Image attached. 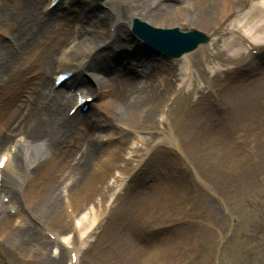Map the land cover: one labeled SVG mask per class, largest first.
I'll use <instances>...</instances> for the list:
<instances>
[{"label":"rangeland","instance_id":"1","mask_svg":"<svg viewBox=\"0 0 264 264\" xmlns=\"http://www.w3.org/2000/svg\"><path fill=\"white\" fill-rule=\"evenodd\" d=\"M38 1L42 15L51 12L47 10L49 0ZM224 1L227 6L217 10L209 24H193L186 17L160 22L159 29L196 30L209 37L207 44L176 60L173 66L142 43L143 48L137 45L121 58L114 56L112 49L96 48L108 57L111 55V65L122 68L119 73L139 80L142 93H151L150 101L156 98L163 102L158 103L159 111L153 118H147L144 109L142 116L133 119L122 132L120 125L106 116L102 108L104 97L85 98L95 111H102L92 114L90 107H86L78 110L76 116L85 121L80 132L84 131L83 135L96 146L97 164L103 171L97 175L93 198L77 199L75 223L82 221L86 228L77 232L62 230L67 226L61 201L63 216L49 231L44 232L38 223L27 218L15 184L30 180L27 171L37 163L30 165L29 158L40 155V151L34 147L28 151H8L19 138L13 140L3 130L7 140L0 157L10 160V165L5 177L0 178V199L4 205L11 196L18 199L21 214L8 211L10 221L21 215L26 227L34 229L49 247L43 253L40 240V246L31 244L27 252L18 254L6 246L0 235V264H264V0ZM57 3L49 8H54L50 17L58 27L52 38L63 34L71 40L62 48L64 52L77 53V46L84 52L87 46L94 45L83 38L106 37L116 31L111 21L98 20L110 11L106 0ZM164 4L172 6L176 2L166 0ZM190 6L183 7L187 11ZM237 13L244 15L243 31L251 33L249 39L256 42L246 44L237 33L234 41L237 46L242 44L245 52L242 58L230 62L223 51V42L227 41L218 39L217 25L222 17L232 22ZM9 37L1 28L0 44L8 43ZM206 47L209 50L204 53ZM36 54L40 57L41 50ZM185 60L190 63L189 69L178 76ZM38 62L31 57L22 59L13 71L19 81L0 82V105H10L8 101L16 95L18 106L31 103L32 92L43 78L47 88L52 87L55 75L42 76ZM142 63L154 67V72L145 70ZM169 82L174 86L168 87ZM259 82L263 84L262 90L252 94L251 89ZM75 87L85 96L93 95L96 88L86 73H79L54 89L68 99ZM73 102L72 98L69 109ZM120 129V135L100 140L102 135H112ZM135 139L140 148L131 150ZM78 141L74 151L77 159L86 150ZM62 149L63 156L68 157L69 148L63 145ZM137 164L139 167L134 169ZM42 165L44 177L50 174L49 182L57 193L65 192L64 186H57L60 177L48 170L49 164ZM5 185L10 194L4 192ZM12 229L20 235L24 233L16 226ZM54 239L64 244L55 245Z\"/></svg>","mask_w":264,"mask_h":264},{"label":"bare ground","instance_id":"2","mask_svg":"<svg viewBox=\"0 0 264 264\" xmlns=\"http://www.w3.org/2000/svg\"><path fill=\"white\" fill-rule=\"evenodd\" d=\"M56 1L58 2L57 4L62 3V0H49L47 10L51 12L47 13L44 11L46 13L42 15L40 13L41 4L38 0H0V29H5L10 36L8 43L0 44V82L1 84L3 82L5 84L7 82L13 83L17 79V73L13 72L14 67L16 68V65L22 59L31 57L39 61L37 65L42 76L46 75L45 77H47L53 73L55 78H57L65 72L72 75L73 79L79 73H86L92 79L96 88H94L93 95L89 96H85L82 91L77 92L78 89H76L73 96L67 99L59 90L56 91L54 89L56 79L53 81L52 87L47 88L43 78L37 89L32 92L34 94L31 96V99H33L31 103L18 106L16 102L19 101V95L8 101L10 105L2 103L0 105V151H3L1 149H3V144L7 140L6 132L12 135L13 140L17 137L19 138V142L9 146L8 151L14 152L17 149V151H20V148H25V151H28V148L31 147L37 149L36 151H40V155L29 158L30 165L37 163L27 171L30 180L23 185L15 184V190L20 193L22 203L26 207L27 218L38 223L43 231L47 232L57 224L56 220L61 217L62 203V209L65 214L63 221L66 220L67 226L62 227V230L77 232L87 227V224L82 221L75 223L79 197L81 199L84 197V200L90 201L93 198L97 175H102L103 173L101 166L97 164L99 158H97V153L95 152L98 151L96 146L86 134L83 135L84 131L82 134L80 132V129H84L83 124H85V121H79L76 113L83 107L89 108L90 103L84 102L81 107H78L79 97H104L102 108L106 112V116L120 125L123 129L122 132L129 127L133 119L142 116L144 109L147 111V118H153L156 112L159 111L160 106L158 103L163 102V100L155 97L154 101H150L151 93H148V96L142 93L143 87H141L139 80L133 78L132 75L119 73L118 71L122 68H115L111 65V55L108 57L96 48L104 46L103 48L112 49L115 51L114 56H120L119 58H121L131 49L134 50L137 45L143 48L139 40L131 34L133 19H138L156 28L162 21H174L183 17L190 18L193 24H209L214 18L216 11L223 10L227 4L224 0H174L176 5L172 4V6L164 4L166 0H106L105 5L110 11L104 13L98 20L103 18L104 23L108 20L111 21V26L116 30L115 33H108L106 37H94L92 39L85 37L83 41L94 46H87L84 52L82 47L77 46V53L71 54L62 50L71 41L69 38L63 36V34L54 35L52 38L53 31H57L58 27L53 22V18L50 17L54 8H49ZM188 4L191 6L186 11L183 6ZM231 5L233 7V2ZM134 15H138V18H134ZM242 16L244 15L237 13L232 22H228L227 18L222 17L217 25L218 39L227 41L223 42L226 43L223 51L227 59H230V62L242 58L245 52H243L242 44L237 46V42L234 41V36L237 33L240 32V36H242L240 39L246 44L254 45L256 42L254 38L249 39V36H252L250 32L248 34L243 31ZM42 21L45 25L41 23ZM34 22H37V25ZM48 34L50 35L48 36ZM53 40L55 43H53ZM38 50H41L40 57H37L36 54ZM208 50L209 48L206 47L204 53H207ZM25 62H28V60ZM143 64L142 66L145 70L151 73L154 72L152 71L154 67L150 68V65ZM184 64V68L180 74H177L178 76L183 75L189 69V61L185 60ZM170 65L173 66V63ZM119 78L121 79L119 80ZM10 83L3 86L2 90H6ZM173 86V83L169 82L168 87ZM262 86L263 84L260 82L254 85V88L251 89V91H254L252 94L261 91ZM252 94L249 96H252ZM72 98L74 102L72 107H70L71 109H69ZM66 99L67 103L65 102ZM73 109H76V112L71 115ZM90 109L92 114L93 112L102 113L101 110L95 111L93 104ZM100 115L103 118V115ZM14 124L17 125L15 128ZM3 130L6 132H3ZM120 134L121 129L112 135L111 133L102 135L100 140L111 139L115 135L118 136ZM78 140L83 146H86V150L77 159L74 151H77ZM69 142L71 145H69ZM133 142L131 150L140 148V142L137 139ZM17 143H19L18 146L20 147L17 146ZM63 145L69 148L67 150L70 151L67 154L69 155L68 157L63 156V152H61L63 151ZM165 145L168 147L170 144L165 143ZM210 147L213 149L214 146L210 145ZM135 153L137 152L135 151ZM129 155H131V151ZM111 157L108 156V158ZM134 157L137 158V155ZM5 159L3 156L0 157V178L5 177L10 165V160L5 161ZM111 161L110 159L109 162ZM42 164H49L48 170L60 177V183L57 186H64L66 188L65 192L57 193V188L49 182L50 174L47 173L48 175L44 177L45 173H43ZM138 167L139 165L137 164L134 169ZM46 172L48 171L46 170ZM7 188V185H5L4 192L10 194ZM4 192L1 193L5 194ZM5 198L7 199V197ZM9 198V205H4L2 198L0 199V235L5 238L6 246L12 252L14 251L18 254L24 251L27 252L31 244L40 246L38 242L42 241V239L36 236L34 229L26 227L27 224L24 217L17 214L13 217V221H10L11 218L8 211L15 210L18 213L20 204L19 200L14 196ZM12 226L14 228L15 226L18 227L24 233L20 235V233L12 229ZM54 244L60 245L64 244V242L54 239ZM41 245L40 249L43 253L46 250L48 251L49 245H45L44 241L41 242ZM69 262L71 261L69 260Z\"/></svg>","mask_w":264,"mask_h":264},{"label":"water","instance_id":"3","mask_svg":"<svg viewBox=\"0 0 264 264\" xmlns=\"http://www.w3.org/2000/svg\"><path fill=\"white\" fill-rule=\"evenodd\" d=\"M131 34L146 48L170 62L194 52L209 41L208 36L196 30L159 29L138 19L132 20Z\"/></svg>","mask_w":264,"mask_h":264}]
</instances>
